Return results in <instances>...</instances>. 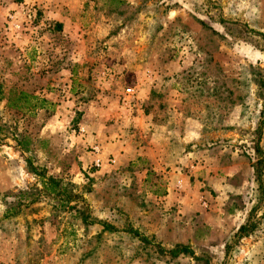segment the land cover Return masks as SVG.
Listing matches in <instances>:
<instances>
[{"label": "rangeland", "instance_id": "374dc122", "mask_svg": "<svg viewBox=\"0 0 264 264\" xmlns=\"http://www.w3.org/2000/svg\"><path fill=\"white\" fill-rule=\"evenodd\" d=\"M262 77L264 0H0V264H204L104 222L224 264L256 204ZM227 264H264V221Z\"/></svg>", "mask_w": 264, "mask_h": 264}, {"label": "trees", "instance_id": "16d2710c", "mask_svg": "<svg viewBox=\"0 0 264 264\" xmlns=\"http://www.w3.org/2000/svg\"><path fill=\"white\" fill-rule=\"evenodd\" d=\"M60 25V24H59ZM262 91V100L264 101V77L259 81ZM264 113V110L263 112ZM264 117V115H263ZM264 120L260 122L257 129L256 153L259 159L254 164V175L256 182V204L250 211L247 220L241 225L231 241L226 244L225 262L227 264L236 252V248L240 242L246 238L253 237L260 230L264 221V152L261 149L260 141L262 137ZM43 187V194L55 197L60 200V206L75 214L86 226L94 224L89 212L88 205L83 196L75 193L74 188L66 185L62 180L45 174H37ZM42 192V190H41ZM40 192V193H41ZM103 231L112 234H127L133 240H136L143 249L159 258H167L168 262H177L182 258H192L204 264H211V260L207 257H198L189 245L174 244L170 247H164L157 241L156 237L141 232L131 223H126L123 228H118L109 223H102Z\"/></svg>", "mask_w": 264, "mask_h": 264}, {"label": "built area", "instance_id": "2783aa9c", "mask_svg": "<svg viewBox=\"0 0 264 264\" xmlns=\"http://www.w3.org/2000/svg\"><path fill=\"white\" fill-rule=\"evenodd\" d=\"M130 92H131V90H128V93H130ZM93 151H94V154H96L97 156H99L101 154V150L98 146L94 147ZM94 163H95L96 167H98V168L101 167L103 164L102 159L99 157L95 159Z\"/></svg>", "mask_w": 264, "mask_h": 264}]
</instances>
